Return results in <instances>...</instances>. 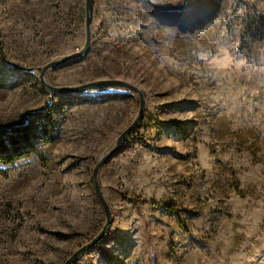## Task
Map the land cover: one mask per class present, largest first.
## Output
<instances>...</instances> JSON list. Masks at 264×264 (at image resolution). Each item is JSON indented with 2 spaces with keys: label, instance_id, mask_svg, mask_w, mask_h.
I'll use <instances>...</instances> for the list:
<instances>
[{
  "label": "rangeland",
  "instance_id": "rangeland-1",
  "mask_svg": "<svg viewBox=\"0 0 264 264\" xmlns=\"http://www.w3.org/2000/svg\"><path fill=\"white\" fill-rule=\"evenodd\" d=\"M259 16L264 0L166 14L144 0H95L90 50L46 80L127 81L144 90L146 113L99 171L111 224L75 264H264ZM86 21V0H0V123L36 127L32 112L51 105L57 129L0 163V264H65L106 223L94 169L137 118L139 95L56 94L40 80L84 46Z\"/></svg>",
  "mask_w": 264,
  "mask_h": 264
},
{
  "label": "water",
  "instance_id": "water-1",
  "mask_svg": "<svg viewBox=\"0 0 264 264\" xmlns=\"http://www.w3.org/2000/svg\"><path fill=\"white\" fill-rule=\"evenodd\" d=\"M148 5L152 8L160 11V12H178V11H187L193 9L200 5L204 0H193L187 3L181 4H167L163 3L159 0H144ZM94 10H95V0H86V13H87V21H86V42L84 46L76 53L65 55L63 57L57 58L56 60L45 65L40 74V80L44 88L50 93L56 94H76V93H84L91 90H101V89H109V88H123L130 90L134 93H137L140 98V110L137 118L134 122L127 127V129L121 134L116 145L109 150L107 153L102 155L100 158L96 168L94 169L93 179L95 183L97 196L102 203L105 214L107 217L106 223L103 229L98 233V235L92 239L87 244L83 245L80 249L74 252L65 262V264H75L80 258L85 255L88 251H90L95 245H97L101 239L105 236L112 219V213L110 207L102 193L99 181L98 174L102 165L110 156L120 150L124 144L128 141L131 135L138 129L142 120L145 117L146 113V97L145 92L142 88H139L127 81L118 80V79H108V80H99L88 82L80 86H72V87H58L49 84L46 80V73L50 69H55L61 67L62 65L68 63L71 60H75L83 57L91 48L92 45V37H93V26H94Z\"/></svg>",
  "mask_w": 264,
  "mask_h": 264
},
{
  "label": "trees",
  "instance_id": "trees-1",
  "mask_svg": "<svg viewBox=\"0 0 264 264\" xmlns=\"http://www.w3.org/2000/svg\"><path fill=\"white\" fill-rule=\"evenodd\" d=\"M257 24L264 31V16L258 17ZM53 112L51 105L32 112L39 120L36 127L31 122L9 125L0 123V163H14L35 152L40 142L54 141L57 129L52 118Z\"/></svg>",
  "mask_w": 264,
  "mask_h": 264
}]
</instances>
